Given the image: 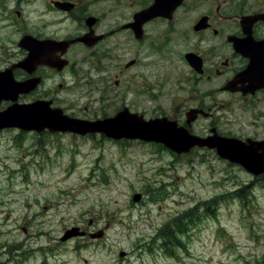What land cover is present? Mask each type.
I'll return each mask as SVG.
<instances>
[{"label":"rangeland","instance_id":"1","mask_svg":"<svg viewBox=\"0 0 264 264\" xmlns=\"http://www.w3.org/2000/svg\"><path fill=\"white\" fill-rule=\"evenodd\" d=\"M7 7L8 16L0 15V70L25 57L17 46L21 32L60 34L59 14L37 6L38 17L24 2ZM192 19L176 25L169 45L138 50L129 44L111 56L104 45L92 60L74 51V79L66 71L60 89V72L41 67L43 81L18 103L51 100V107L86 121L111 118L126 107L146 120L166 116L183 125L185 112L202 101L213 117L193 122V135L205 137L215 128L225 137L264 140V101L249 106L220 91L221 79L197 81L183 60L200 46L188 31ZM183 32L186 38L179 37ZM219 40L205 33L201 44L217 46ZM121 48L123 64L139 56L146 67L130 68L124 79L111 67ZM25 77L15 73L17 80ZM68 133L0 131V264H264V175L255 177L205 148L176 155L153 143ZM201 205L207 209L200 221L167 250L158 230ZM72 227L103 235L60 241Z\"/></svg>","mask_w":264,"mask_h":264},{"label":"flooded vegetation","instance_id":"2","mask_svg":"<svg viewBox=\"0 0 264 264\" xmlns=\"http://www.w3.org/2000/svg\"><path fill=\"white\" fill-rule=\"evenodd\" d=\"M104 1L108 4L102 5L105 3ZM154 1L0 0V12L2 13L0 15L8 16V5L21 7L23 2L30 5L32 14L38 17L42 15L39 14L37 6L45 7L51 11L46 13L60 15V34H47L37 31L36 29L39 26L34 29L36 30L35 33L32 30H29L28 33L26 31L21 32L22 36L27 34L38 40L60 41V51L56 52L54 56H57L60 62L61 60L68 61L67 66L60 70V89L65 86L63 75L66 71L73 79L76 76V72L69 69L70 62L73 63L72 53H75L74 51H78L76 57L81 58L86 55L92 60L96 55V49L104 48V45L111 46L110 56L119 47H128L129 44L136 46L137 49L141 47L152 48L156 45L161 47L162 44L169 45L172 37L178 32L176 25L187 21L192 15L193 19L188 25V31L200 40V46L197 49L188 51V53L196 55V62L201 66L199 74L191 69L192 75H199V77L195 75L198 78L197 81L203 82L205 80L208 82L218 78L223 81V85L231 78L239 75L241 76L240 80L235 86L239 89V92L226 93L237 94L249 106L253 105L252 101H264V88L259 89L258 87L256 89L257 83L250 81L251 78L256 79L259 77L258 70L260 68H257V72L249 76H243L251 59L264 62V44L261 43L264 41V19L252 20V17L264 14V0H180L170 10L168 18L159 16L147 20L141 25L140 36L135 37L134 28L137 27L135 16L148 10ZM160 12L164 11L161 10ZM107 15V26L101 29L102 22ZM249 16L251 18L244 21V17ZM64 21L67 22L62 25ZM40 26H44V23ZM205 33L220 38V44L215 46L206 42L205 45H202ZM179 37L186 38L187 34L183 32ZM86 50H88L87 54ZM81 53L84 55H81ZM122 55L123 49L121 48L120 55L118 54L115 57V64H111V67L115 71L119 70L124 79L130 68L135 66H138V68L146 67L139 56H135L136 58H131L123 64L120 60ZM41 67L44 66L36 68V75L40 74ZM47 69L54 71L50 68ZM16 72H13L14 76ZM143 74L144 71H139L137 78L139 77L142 80ZM37 76L42 81L45 77L44 75ZM118 76V73L113 74L115 85H118L121 81ZM219 90L223 92L221 88ZM243 91L248 94L242 95ZM194 108L207 111L209 118L213 117L211 108L202 101H196ZM197 120L198 117L195 121Z\"/></svg>","mask_w":264,"mask_h":264},{"label":"water","instance_id":"3","mask_svg":"<svg viewBox=\"0 0 264 264\" xmlns=\"http://www.w3.org/2000/svg\"><path fill=\"white\" fill-rule=\"evenodd\" d=\"M180 0H155L154 4L136 18L139 26L144 18H152L154 14L161 15V10H172ZM164 4V6H163ZM166 9V10H165ZM136 33L139 28L134 29ZM84 40V39H82ZM97 40V39H96ZM18 46L28 52L25 59L13 65L9 69L0 72V103L11 101L13 104L0 111V129L7 127H19L24 130H48L55 132H72L84 135L86 133H101L114 139H140L148 142L161 143L169 150L177 153H188L193 147L214 149L217 156L242 165L246 170L257 175L264 173V141L254 142L247 140V144L236 139L222 138L216 135L207 138H199L190 135L185 128L178 127L176 122L167 118H156L144 121L142 116L129 114L123 109L111 118L96 120L93 122L77 120L63 115L62 110L49 107V101H36L31 104H17L18 96L34 90L40 78H31L23 82H16L12 76L15 68H21L28 74L35 71L37 65H46L60 71L67 62L54 56L60 51V42L51 40L37 41L30 36H24ZM188 60L190 59L187 56ZM260 66L257 61L255 69ZM264 79V69L260 67ZM200 111L190 110L186 114L187 123L195 120ZM251 152V153H250ZM252 156V157H251ZM140 197V196H139ZM134 201L139 198L133 197ZM78 228H72L64 233L61 238L65 241L71 237L82 236ZM101 233L92 234L90 237H100ZM123 255L120 254V257Z\"/></svg>","mask_w":264,"mask_h":264},{"label":"trees","instance_id":"4","mask_svg":"<svg viewBox=\"0 0 264 264\" xmlns=\"http://www.w3.org/2000/svg\"><path fill=\"white\" fill-rule=\"evenodd\" d=\"M158 146L161 147V145ZM197 208L198 206H194L180 213L158 230V235L163 242V246L168 244L176 246L180 244L181 236L186 235L191 230L192 225L200 221V217L203 216V212L207 209L203 205L199 209ZM166 248L168 250L167 246Z\"/></svg>","mask_w":264,"mask_h":264}]
</instances>
